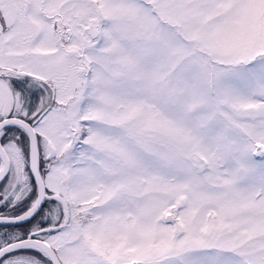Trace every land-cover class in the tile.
Wrapping results in <instances>:
<instances>
[{
	"label": "snow or ice",
	"instance_id": "6c2138e0",
	"mask_svg": "<svg viewBox=\"0 0 264 264\" xmlns=\"http://www.w3.org/2000/svg\"><path fill=\"white\" fill-rule=\"evenodd\" d=\"M0 264H264V0H0Z\"/></svg>",
	"mask_w": 264,
	"mask_h": 264
}]
</instances>
